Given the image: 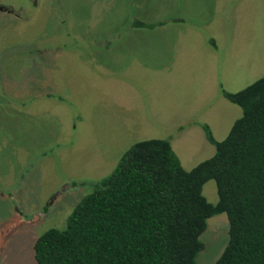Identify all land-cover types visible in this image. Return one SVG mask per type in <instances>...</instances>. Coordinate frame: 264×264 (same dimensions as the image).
I'll use <instances>...</instances> for the list:
<instances>
[{
    "label": "rangeland",
    "instance_id": "1",
    "mask_svg": "<svg viewBox=\"0 0 264 264\" xmlns=\"http://www.w3.org/2000/svg\"><path fill=\"white\" fill-rule=\"evenodd\" d=\"M27 4V20L0 32L8 53L35 48L12 53L0 83V264H36V239L64 229L135 142L168 140L187 171L211 157L204 126L221 141L241 116L223 92L264 77V0ZM203 195L217 203L214 181ZM200 241L196 264H214L225 214Z\"/></svg>",
    "mask_w": 264,
    "mask_h": 264
},
{
    "label": "trees",
    "instance_id": "2",
    "mask_svg": "<svg viewBox=\"0 0 264 264\" xmlns=\"http://www.w3.org/2000/svg\"><path fill=\"white\" fill-rule=\"evenodd\" d=\"M223 97L241 116L221 141L204 126L211 157L187 171L168 140L135 142L89 186L64 229L36 239L35 263L196 264L207 221L225 214L228 242L214 264H264V77ZM208 181L216 204L203 195Z\"/></svg>",
    "mask_w": 264,
    "mask_h": 264
},
{
    "label": "flooded vegetation",
    "instance_id": "3",
    "mask_svg": "<svg viewBox=\"0 0 264 264\" xmlns=\"http://www.w3.org/2000/svg\"><path fill=\"white\" fill-rule=\"evenodd\" d=\"M40 0H0V32L3 27H11L15 23H22L27 20L29 17L28 4H30L32 10L31 12L35 14V10L38 8L37 2L39 4ZM8 46H4L0 48V83L4 79L8 77L7 68L3 71L4 66H6L14 57L21 53H26V55H34L31 53L34 49L32 47L27 46L24 49H18L20 52H6ZM2 50V52H1ZM12 53H16V55L12 56ZM1 87V86H0Z\"/></svg>",
    "mask_w": 264,
    "mask_h": 264
}]
</instances>
